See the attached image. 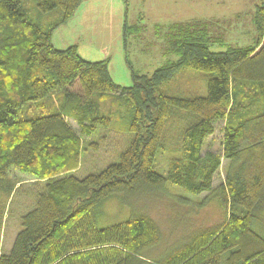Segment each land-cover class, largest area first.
<instances>
[{"label": "trees", "instance_id": "trees-1", "mask_svg": "<svg viewBox=\"0 0 264 264\" xmlns=\"http://www.w3.org/2000/svg\"><path fill=\"white\" fill-rule=\"evenodd\" d=\"M22 1L0 0V184L12 167L32 175L35 183L32 206L22 214V229L10 250L0 253V264H264V0L254 13V46L213 50L204 34L181 36L179 27L180 37L170 44L173 56L149 75L132 69L133 82L127 86L111 78L108 58L89 61L75 45H53V29L69 19L81 0H35L43 14L60 8L47 28ZM184 68L207 75L205 96L162 91ZM249 89L260 104L246 97ZM106 94L122 106L124 123L116 125L100 111L94 97ZM53 95L59 100L45 110L19 114L24 105ZM173 109L185 110L192 121L184 128L181 156L169 159L162 174L156 158ZM218 120L226 122L223 153H203V140ZM110 132L125 139L115 157L81 175L86 154L98 146L92 138L104 136L106 142ZM222 156L225 178L214 187ZM177 186L186 195L209 193L193 206L215 202L223 211L222 223L200 228L157 256L151 252L161 231L145 212L132 209L122 222L97 226L96 210L110 196H120L129 206L132 196L165 198ZM18 188L10 182L5 192ZM174 195L192 205L190 197Z\"/></svg>", "mask_w": 264, "mask_h": 264}, {"label": "rangeland", "instance_id": "rangeland-1", "mask_svg": "<svg viewBox=\"0 0 264 264\" xmlns=\"http://www.w3.org/2000/svg\"><path fill=\"white\" fill-rule=\"evenodd\" d=\"M179 1V0H178ZM263 0H181L179 1L178 13H169L168 21H178L170 23L168 27L161 24L155 26L150 17L145 13L143 0H83L79 4L74 14V19L65 27L58 28L54 34L55 47L67 48L70 44H75L80 56L88 60H98L109 58L110 75L114 82L120 85H131L132 69L137 74L149 75L155 68L160 66L166 57L173 56L170 44L180 35L194 31L197 35L204 34L206 41L212 45V49L226 51L229 48L254 46L257 38L256 27H254V13L257 4ZM23 7L28 10L34 20L47 28L60 16V8L46 13H40L36 7L35 0H23ZM127 5L126 12L128 33L138 34V38L133 40L132 47H128L130 64L125 61L120 36V8ZM124 10V9H123ZM123 14V12H122ZM195 16V17H193ZM176 17V18H173ZM199 21V22H198ZM164 23V22H163ZM137 24L136 29L130 25ZM134 28V27H133ZM177 28V29H176ZM201 31L202 34L199 32ZM179 35V37H180ZM135 38V37H134ZM129 43L130 38L128 39ZM145 49V50H144ZM166 51L172 53L170 56L163 55L156 60L158 54ZM156 54V55H155ZM149 57H155V62L149 61ZM133 62V63H131ZM207 75L201 71L184 68L173 74L170 80L162 85V91L169 95L178 97H192L194 95L205 96L207 91ZM252 89L246 90V97L252 96L253 104H260V98L252 94ZM95 101L101 112L111 115L113 122L118 125L124 123L122 106H117L114 95L106 94L105 97H97ZM59 100L57 95L51 96V100L39 101L38 103H28L19 112L24 115H34L45 110L55 101ZM250 101V102H251ZM192 121L191 116L185 110L173 109L166 118L161 149L156 158V170L164 173L168 168L167 162L171 158L181 156V140L185 133L184 128ZM68 124L78 131L77 124L71 119ZM225 120H218L214 123V132L207 135L203 140L202 151L210 150L222 154L223 127ZM112 133V134H111ZM106 142L103 137L92 138L97 141V149L86 154L85 161L82 162V173L86 174L91 168L97 169L111 161L115 157V150L123 145L125 141L121 133H107ZM91 139V137L87 138ZM221 167L216 172L213 180L214 187L220 185L225 178L224 167L225 157H221ZM92 166V167H91ZM9 176L0 184V253L10 250L14 237L22 229V214L32 206L30 192L35 183L32 175H28L16 168L9 170ZM15 183L19 190H12L7 194L5 189L9 183ZM177 189H169L170 197L144 194L130 198L129 206L124 205L120 196H110L97 209V226L109 225L111 223L122 222L127 219L130 210L146 213L156 221L161 231V240L156 249L151 252L153 256L167 252V250L177 247L178 244L189 238V235L200 228H211L222 223L224 219L223 211L216 206L215 202L202 207L193 202H198L209 193L203 192L198 196L186 195L187 192L177 186ZM182 193L191 198V204L183 205L174 194ZM194 205V206H193Z\"/></svg>", "mask_w": 264, "mask_h": 264}, {"label": "crops", "instance_id": "crops-1", "mask_svg": "<svg viewBox=\"0 0 264 264\" xmlns=\"http://www.w3.org/2000/svg\"><path fill=\"white\" fill-rule=\"evenodd\" d=\"M82 1L83 0H81V2ZM179 1H181V0H179ZM179 1L178 0H143V2L145 4V13H146V15H148L150 17V20L153 21L155 26L163 24V25H165V28H166V27L169 26L170 23H177L178 22V21H173V20L172 21H168L167 19L169 18V16H168L169 13H172V14L173 13H178L177 11L180 8ZM178 6H179V8H177ZM78 7H79V5H78ZM78 7L74 10L73 14L69 17V19H74V18H72L74 15H75L74 17H76L77 14H74V13H77L75 11L77 9H79ZM121 9H122V11H121ZM127 10H128L127 5H125V7L122 6V8H120L122 17H121V20L119 21L120 22L119 26H120V33H121L120 34V36H121L120 40H121V44H122V48H123V54L125 55V61H126V63L127 62L130 63L129 62L130 61L129 58L131 57V55L128 54V51H129L128 47L129 46L132 47L133 40L138 38V34L135 35V34H132L131 32L128 33V30H127V28H128V24L127 23L128 22H127V18H126V12H128ZM122 12H123V14H122ZM193 17H195V16H193ZM173 18H176V17H173ZM69 19L64 21V22H62V23H60V24H58V27L53 29L52 34H51V36H52L51 41H52L54 46H55L54 40H55V37H56V36H54V34L56 32H58V28L67 26L69 24V22H70ZM130 26L132 27V29H136L137 24H132ZM129 38H130V41H131L130 43L128 41ZM70 45H75V44H70ZM70 45H69V47H70ZM77 52H78V49H77ZM157 54H158V57H157L156 60H159L161 58V56L163 55V53H161V50H160V52L157 53ZM79 56H80V54H79ZM80 57H83V56H80ZM83 58L88 60L86 57H83ZM104 59L100 58L98 60H104ZM151 60L153 62L156 61L155 57H153V58L149 57V61L150 62H151ZM162 60H165L163 58V56H162ZM94 61H97V60H94ZM131 63H133V62H131ZM107 67H108V70H109L110 69L109 65H107ZM109 73H110V71H109Z\"/></svg>", "mask_w": 264, "mask_h": 264}]
</instances>
